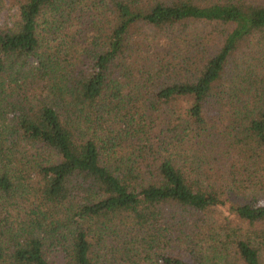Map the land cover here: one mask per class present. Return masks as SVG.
<instances>
[{
    "label": "trees",
    "instance_id": "16d2710c",
    "mask_svg": "<svg viewBox=\"0 0 264 264\" xmlns=\"http://www.w3.org/2000/svg\"><path fill=\"white\" fill-rule=\"evenodd\" d=\"M9 1L0 264H264V0Z\"/></svg>",
    "mask_w": 264,
    "mask_h": 264
},
{
    "label": "rangeland",
    "instance_id": "374dc122",
    "mask_svg": "<svg viewBox=\"0 0 264 264\" xmlns=\"http://www.w3.org/2000/svg\"><path fill=\"white\" fill-rule=\"evenodd\" d=\"M18 16V10L16 7L12 6L9 0H0V29H7L12 28L14 26V23L17 20ZM255 51L259 54L262 53V46L258 44V40L254 41L252 43ZM220 133L216 134V138L219 140V142L224 146L226 145V142L224 141V138L220 137ZM262 199H260L262 202H264V193L260 194ZM226 215V214H224ZM6 216L9 217L11 221V225L15 223V219H20L22 216L20 215L19 211H17V208H7L3 207L0 209V217L5 218ZM218 217V216H217Z\"/></svg>",
    "mask_w": 264,
    "mask_h": 264
}]
</instances>
